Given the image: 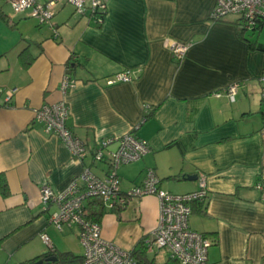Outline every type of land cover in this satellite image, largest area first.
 <instances>
[{
    "label": "crops",
    "instance_id": "obj_1",
    "mask_svg": "<svg viewBox=\"0 0 264 264\" xmlns=\"http://www.w3.org/2000/svg\"><path fill=\"white\" fill-rule=\"evenodd\" d=\"M11 2L0 0V88L17 90L0 107V179L9 192L0 188V264L47 253L42 234L57 254L84 257L79 227L58 232L49 224L58 207L41 202V188L63 192L86 168L105 177L109 167L93 153L104 140L130 132L151 152L120 167L123 191L142 184L148 169L175 195L196 191L198 179L188 178L205 176L208 199L193 205L190 227L213 242L210 264H264V189L258 188L264 187V26L245 28L236 15L212 21L217 0H110L101 26L70 5L41 26L28 14L15 15ZM173 41L190 45L181 61L168 49ZM24 50L27 67L19 58ZM126 70L132 82L107 86ZM67 74L77 83L64 98ZM238 82L244 86L235 102L215 97ZM63 99L69 128L88 146L83 161L35 118L36 110ZM90 212L100 218L104 239L125 250L143 241L155 264H176L150 246L160 218L156 196L119 211L98 203Z\"/></svg>",
    "mask_w": 264,
    "mask_h": 264
},
{
    "label": "built area",
    "instance_id": "obj_2",
    "mask_svg": "<svg viewBox=\"0 0 264 264\" xmlns=\"http://www.w3.org/2000/svg\"><path fill=\"white\" fill-rule=\"evenodd\" d=\"M110 0H12L15 15L28 14L39 25H50L60 6L70 5L76 14L88 17L97 26L104 23ZM241 18L245 28L251 29L259 22H264V0H217L210 19L221 21L227 16ZM168 49L176 61L186 56L190 45L177 41L169 42ZM135 79L132 71L119 72L107 80V86L129 83ZM264 83V79H262ZM77 81L67 74L60 84L64 98L75 87ZM244 84L233 83L215 97H226L235 102ZM17 90L0 88V107L8 106ZM264 104V91L262 93ZM71 112L65 99L55 104H46L35 111L36 121L43 125L46 133L57 136L68 148L74 158L83 161L88 156L87 143L76 136L68 126ZM139 128V127H137ZM117 143L116 149L110 146ZM151 152L146 140L130 132L119 138H110L101 142L93 153L95 162L107 164L109 171L105 177H99L86 168L63 192H55L45 185L41 188V202L45 206L56 204L58 210L51 213L49 224L58 232L66 228L79 227V241L84 249L82 264H137L132 250H125L117 244L103 238L99 222L92 220L91 207L102 204L104 207L122 210L135 199L156 196L160 201L158 228L150 246L165 250L176 264H210L209 249L213 242L190 227V218L194 204H204L208 199L205 176L198 178L196 191L175 195L161 189V180L154 169H148L146 177L139 186L123 191L118 170L124 165L140 162ZM260 190L264 187L258 185ZM49 251H54L47 234L41 235ZM31 264V263H25Z\"/></svg>",
    "mask_w": 264,
    "mask_h": 264
},
{
    "label": "trees",
    "instance_id": "obj_3",
    "mask_svg": "<svg viewBox=\"0 0 264 264\" xmlns=\"http://www.w3.org/2000/svg\"><path fill=\"white\" fill-rule=\"evenodd\" d=\"M261 25L264 26V22H259ZM27 50L22 51L20 54V60L22 64L27 67L30 65L31 59L28 58ZM0 188L2 194L4 196L8 195V187L7 184L4 182L3 179H0ZM102 205V204H101ZM92 220L100 223V218L96 217L95 215H90ZM148 247L144 245V242H140L137 249L132 250V255L136 260L137 264H155L154 260H150L147 255ZM50 257H56L58 260L52 264H82L84 257H78L71 253H60L57 254L55 251H48L47 253L43 254L41 257L29 262L31 264H38L40 261H46Z\"/></svg>",
    "mask_w": 264,
    "mask_h": 264
},
{
    "label": "water",
    "instance_id": "obj_4",
    "mask_svg": "<svg viewBox=\"0 0 264 264\" xmlns=\"http://www.w3.org/2000/svg\"><path fill=\"white\" fill-rule=\"evenodd\" d=\"M189 180H197L198 177H189ZM58 259L56 257H50L46 261H40L38 264H52L56 262Z\"/></svg>",
    "mask_w": 264,
    "mask_h": 264
},
{
    "label": "rangeland",
    "instance_id": "obj_5",
    "mask_svg": "<svg viewBox=\"0 0 264 264\" xmlns=\"http://www.w3.org/2000/svg\"><path fill=\"white\" fill-rule=\"evenodd\" d=\"M144 177V176H143ZM145 177H146V175H145ZM141 184V183H140ZM140 184H138V185H140ZM134 188V187H133ZM130 190V189H129ZM150 257L151 258H154V252H152V253H150Z\"/></svg>",
    "mask_w": 264,
    "mask_h": 264
}]
</instances>
